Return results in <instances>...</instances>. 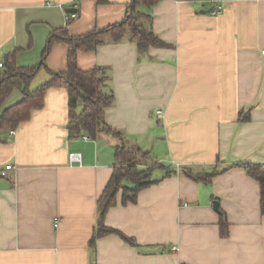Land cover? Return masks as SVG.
<instances>
[{"label":"crops","instance_id":"obj_1","mask_svg":"<svg viewBox=\"0 0 264 264\" xmlns=\"http://www.w3.org/2000/svg\"><path fill=\"white\" fill-rule=\"evenodd\" d=\"M220 1V14L202 12L212 9L211 0L154 5V32L171 47L139 57L135 42L107 36L78 53L83 70L109 68L115 103L106 123L160 165L152 171L158 182L135 202L122 203L120 193L105 215L138 246L117 234L101 236L94 263L99 198L122 140L107 132L70 137L68 89L54 86L43 107L0 141V167L15 166L0 175V264H264L261 187L240 165H264V0ZM131 2L0 0V61L15 53L20 66L38 64L53 29L66 24L67 8L77 9L70 34L81 35L122 22ZM69 49L54 43L32 89L50 71L67 70ZM23 98L15 88L0 113ZM72 152L81 162H70ZM186 170L219 173L203 181ZM220 212L230 224L227 237Z\"/></svg>","mask_w":264,"mask_h":264},{"label":"trees","instance_id":"obj_2","mask_svg":"<svg viewBox=\"0 0 264 264\" xmlns=\"http://www.w3.org/2000/svg\"><path fill=\"white\" fill-rule=\"evenodd\" d=\"M159 1L132 0L126 18L122 22L81 35L70 34L68 28L71 23L70 19L67 25L53 29L38 64L20 66L17 64L15 53H12L6 56L5 61H3L4 68L0 69V110L15 88L21 89L24 94L21 101L6 107L0 113V141L5 140L4 131L16 128L21 122L29 119L34 110L43 107L44 95L48 88L63 85L67 87L69 93L70 120L68 129L70 137L87 134L95 139L100 133L107 132L122 140L115 149L116 163L112 176L99 198L98 223L90 241L94 263L96 262V241L101 236L117 234L126 242L138 246L133 237L108 226L105 223V215L109 208L117 204L120 193L122 203L135 202L140 190L158 182L160 179L153 178L152 171L154 167L160 165L155 162L150 165V168H140L139 155L141 158L150 159L149 153L128 147L124 142L122 132L106 123V109L115 103V94L109 85V68L95 66L83 70L78 66V53L79 51L95 50L98 45L107 40V36H110L114 42L126 39L135 42L139 57L151 47H171L172 44L162 40L153 29L151 10ZM59 41H64L70 45L67 70L63 72L50 71L51 77L32 89L30 85L33 78L41 68H47V56L54 43ZM240 165H244L248 174L260 183L261 211L264 214V165L254 162H246ZM172 172L169 170L167 175ZM186 172L194 179L203 181H211L212 177L219 173L218 170L206 174L194 173L189 170ZM229 227L230 224L225 212H220V230L223 237L229 235Z\"/></svg>","mask_w":264,"mask_h":264},{"label":"built area","instance_id":"obj_3","mask_svg":"<svg viewBox=\"0 0 264 264\" xmlns=\"http://www.w3.org/2000/svg\"><path fill=\"white\" fill-rule=\"evenodd\" d=\"M211 2L213 3V7L211 9V12L213 14H220L223 12L224 9V4L220 1V0H211ZM77 6V5H75ZM68 18L66 20V24H68L69 20L71 18H75L77 16V12H70L68 13ZM263 57H264V50H263ZM4 68V62L0 61V69ZM162 110H157V114L161 115ZM16 131L13 129L11 130V134H14ZM86 137V136H85ZM70 162H81V153L78 152H72L70 153ZM15 166L13 164H6L4 167H0V175L3 177H7L9 176V170L13 169ZM176 249V248H174Z\"/></svg>","mask_w":264,"mask_h":264},{"label":"rangeland","instance_id":"obj_4","mask_svg":"<svg viewBox=\"0 0 264 264\" xmlns=\"http://www.w3.org/2000/svg\"><path fill=\"white\" fill-rule=\"evenodd\" d=\"M139 158L141 159H139V161H140V163H141V165H140V168H150V165H151V161L149 162L148 160L149 159H145V157L144 158H141V156L139 155Z\"/></svg>","mask_w":264,"mask_h":264},{"label":"water","instance_id":"obj_5","mask_svg":"<svg viewBox=\"0 0 264 264\" xmlns=\"http://www.w3.org/2000/svg\"><path fill=\"white\" fill-rule=\"evenodd\" d=\"M66 11H67L68 13H70V12H77V9H76V8H67ZM202 12H211V9H208V10H202ZM214 207H215L216 209H218V207H219V203H218V202H215V203H214Z\"/></svg>","mask_w":264,"mask_h":264}]
</instances>
